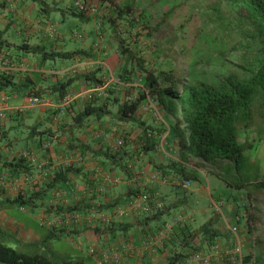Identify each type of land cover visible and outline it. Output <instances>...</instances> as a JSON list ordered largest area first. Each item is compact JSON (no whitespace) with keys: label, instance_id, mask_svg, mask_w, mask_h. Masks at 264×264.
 I'll list each match as a JSON object with an SVG mask.
<instances>
[{"label":"trees","instance_id":"obj_1","mask_svg":"<svg viewBox=\"0 0 264 264\" xmlns=\"http://www.w3.org/2000/svg\"><path fill=\"white\" fill-rule=\"evenodd\" d=\"M32 1L36 2L38 0ZM163 1L165 0H144L140 3H146L148 8L153 9L156 5H161ZM226 1L251 29L250 37H252V40L244 45L242 53V57L245 59L244 62H246L244 70L240 72L243 74L235 73L229 68V65L227 69L225 62H222L220 64L222 67H214L213 71L217 72L216 79L208 82L203 79V76L190 75L188 81L182 84L179 90L176 75L170 66L167 70L158 69L152 64L149 66L146 59L136 50V47L131 48L129 45L133 35H136L137 39L140 36L139 32L132 33L134 28H143L147 36L157 34L160 28L166 24L167 17L173 13L172 7L164 11L161 18L156 19L154 23H149L148 18H145V9L147 8H143L144 6H142L143 10L141 9L134 16L133 13L136 4L139 3L138 1L102 0L103 3L105 2L109 6L112 19L113 17L120 19L119 25L115 21L112 22L113 20H110L111 23L109 24L111 31L116 36L120 59L122 60L117 70L118 76L124 83H128L134 79L133 75L140 71L142 76L139 80L146 90L145 92L168 117L166 124L169 126V132L166 135V141L175 142V153L179 161L170 159L165 165L154 163L151 167L158 170H153V172H159L164 178L171 176L185 181L197 178V175L194 174L196 171L189 167L192 159L197 161L198 167H203L205 171H207L205 164L209 163L213 169H218L217 172L211 171V175L221 180L226 187L243 190L248 198H255L259 194H264V165H260L262 162L264 164V160H256L254 157L257 145L264 139V0ZM70 9L76 10L73 6ZM75 13L76 16L83 14L81 12ZM222 32L225 31L222 30ZM3 33L4 30H0V39ZM166 34L163 33V37H168ZM228 34L231 33L228 31ZM204 38L203 44L210 43L213 40V38L210 40L208 36ZM166 41H168V38ZM19 47L27 52L39 53L44 59L66 58L77 53H84L83 50L47 52L39 45L30 46L25 43L20 44ZM91 76L92 78L96 77L93 72ZM69 81L53 84L47 89L61 94L65 91V85ZM95 81L97 84L103 83L98 77ZM17 86L19 85L12 82L9 75L4 73L0 75V90L12 89ZM25 86H28L29 90L27 95H37L43 98L40 90H34V87L28 84ZM106 91L108 96H105L104 99L111 100L110 94H113L114 91L110 87ZM62 95L64 97L66 93ZM144 98L145 94L143 92L135 100L118 101L117 97H113L115 103H117V109L113 114L116 121L136 122L137 126L142 129V134L136 141L137 146L122 148L120 143L118 149H113L110 145L92 148L88 144L80 143L77 138L70 140L67 146L71 149L79 147L82 149V153L88 151L96 159L99 166L106 167L107 171L118 170L130 179L132 165L127 160L132 158H134V161L135 158L136 160L141 159L142 154L156 150L159 136L165 130L164 125L153 128L152 125H145L144 121L135 116ZM85 100L83 110L74 116L76 122L81 123L87 117L93 115L96 118H101L108 113L111 114L107 108L108 101L104 100L102 104L95 105L94 103L99 100L98 98H86ZM4 119H0V121ZM20 125L22 124L19 117L17 122L10 128L1 130L0 144L5 141L14 144L18 140H26V138L32 137H36L38 146L44 140L52 141L50 139L52 133L48 132V127L37 130L35 124L26 125L25 135L20 136L17 135L22 128ZM11 131H15L17 134L16 136L13 135L10 141L8 136ZM7 159L0 158V172L18 177L22 172L31 169V166L21 158L11 157ZM89 176L90 174L83 171L81 166L75 164L61 171L58 169L52 174L51 181L45 182L44 185L40 184L37 190L29 189V191L16 193L13 198L1 199L0 210L7 205L33 208L36 206V202L40 200L39 205L45 207V211H84L86 208L93 207L97 213H103L106 212L108 207L121 203V200L110 201L106 198V200L99 198L100 196L106 197L107 194L103 193L98 196L94 192V185L91 187L92 192L89 196L82 195L79 204H70L62 208L60 204L52 202L54 198L50 193L52 187H61L68 184L71 179H74V182H83L90 186L93 183ZM77 178L80 181H77ZM179 187L181 188L180 185ZM45 198L47 203L44 204L43 200ZM212 220L210 218L197 229H192L189 225L180 222L173 226V236L168 239L170 244L169 264H176L178 260L188 256L191 251L198 249L194 241L201 233L208 234L206 237L210 239L209 241L218 240V229L209 226ZM41 226H44V224ZM80 226H48V232L42 236L41 240L24 241L17 237L15 233L0 225V264H85L83 258L80 257L54 254L48 250L45 244L47 240L63 237L65 234L70 235ZM112 228L114 227L107 228L106 226L104 228L101 225L93 227V231L101 233L105 229L104 232L108 233Z\"/></svg>","mask_w":264,"mask_h":264},{"label":"crops","instance_id":"obj_2","mask_svg":"<svg viewBox=\"0 0 264 264\" xmlns=\"http://www.w3.org/2000/svg\"><path fill=\"white\" fill-rule=\"evenodd\" d=\"M25 2V5L18 7L19 3ZM32 1V0H31ZM62 0H38L35 3H39L40 12H43L42 16H35L32 18V14L37 8L32 5L28 6V0H16L13 2L12 6L14 10L17 9V13H13L10 16L11 11L6 10V0H0V30L6 31L8 27L13 29L12 37L10 39L3 38L2 34L0 39V51L3 52L8 58L12 60L21 61L24 63L22 70L4 73L0 66V75L2 73L10 76L12 82L18 84L19 86L15 88L1 89L0 93H4L8 96L6 104H0V107H4L5 119L4 126L8 129L17 122V119L21 118L20 126L26 128V125H37V130L44 129L48 127V132L52 135L50 139L52 140L53 150L52 154L64 153L65 151L70 152H82L79 147L69 148L68 142L72 139H78L82 144H88L92 148H98L100 146L105 147L106 145H116L122 144V148H132V146H137V140L142 134V129L136 126V122H119L113 117L117 109V103L113 97H117L118 101L128 100L131 94V90H140L142 87L140 82H128L124 84H116L114 82H106L105 74L110 66L113 71L117 73L122 60L120 59L119 47L117 44L116 36L111 31L109 25L104 22H98L95 15L82 14L76 16L75 11L71 10L72 2L70 1L66 6L60 4ZM83 1V0H82ZM118 2H124L125 0H117ZM34 2V1H33ZM101 4L102 0L99 1ZM4 8V10H3ZM8 8V7H7ZM22 12V13H20ZM110 12V10H109ZM28 13V14H27ZM54 13L59 14L57 17L58 21L64 22L68 20L70 16L77 17L80 21H85L88 19H93L94 24L90 29L82 34L81 32V47H70L66 48L65 45V27L58 26L55 28L53 35L49 36L47 34V25L51 22L54 23L55 16ZM27 14V15H26ZM22 15V16H21ZM112 15V14H110ZM109 15V16H110ZM8 16L10 18H8ZM26 16V18H25ZM4 17V18H3ZM40 18V19H39ZM11 21V23H9ZM56 22V21H55ZM101 32V33H100ZM90 33H94L96 38ZM35 39V43L30 41V38ZM94 38L93 40H91ZM15 39V40H14ZM25 43L30 46L39 45L44 51H56V52H72L74 50H83L84 53L74 54L72 57L66 58H54V59H44L39 53L27 52L19 47L20 44ZM68 61V62H67ZM76 67V72L72 73L70 67ZM69 68V69H68ZM108 71V72H107ZM92 72L96 77L100 78L105 86L110 87L114 93L110 94L112 99H99L94 103L95 105L102 104V102H107V108L110 110L111 114L104 115L101 118H96L93 116L87 117L83 122L78 123L74 120V116L83 110V106L86 103L85 93L91 91L96 86H100L99 83H95V78H92ZM111 73V72H110ZM135 73V72H134ZM133 73V74H134ZM132 74V75H133ZM66 89L63 93L51 92L47 88L53 84L67 82ZM26 84L34 87V90H40L43 96V104L36 105L30 108H25L24 110L18 109L22 104L24 97L28 94V86ZM76 87L78 89H76ZM75 88V89H73ZM66 95L62 97V94ZM108 96V95H107ZM70 97V101L64 102V98ZM142 103V102H141ZM141 103L138 110L140 109ZM37 112H32L34 107H38ZM136 111V117L137 112ZM150 116L149 114H147ZM31 119V124H26V121ZM3 122L0 121V124ZM30 122V121H29ZM152 125L153 128L160 127L156 122L149 119L145 125ZM2 126V125H1ZM0 126V127H1ZM27 130V129H26ZM28 132V130H27ZM128 133V134H127ZM130 133V134H129ZM11 132L9 133L10 136ZM2 135V134H1ZM0 135V136H1ZM8 136V137H9ZM10 141L12 137H9ZM24 138V137H22ZM3 145L5 147H3ZM36 142V137L26 138L19 142L15 147L13 144H7V141L0 144V158H10L17 151L28 149L33 150L36 154L41 155L40 146ZM165 146L167 150L176 151L175 142L166 141ZM157 149L150 151L149 153L142 154L141 159L134 161V158L128 159L129 164L133 165V172L131 178H126L120 171L111 170L110 173L118 174L122 179L113 185H107L104 193L107 194L106 197L100 196L99 198L103 200L119 201L124 203L126 198L130 195H134L138 192H157L160 194L166 203L164 210L158 212L155 216H142L141 218H135L128 214L122 219H117L114 215L109 216V222L105 219L99 221V225H103L104 228L107 226L114 227L108 233L104 232L95 233L93 227H78L76 231L70 235H64V241L70 246V251L63 255H71L73 257L83 258L85 264H99L97 259L90 254L89 246L92 243H97L101 246L103 250L110 253H115L118 255L119 261L113 264H169V240L164 242V246H157L153 244L152 246L144 245L142 243L144 235L149 231L154 230L163 221H168L175 219V224H187L192 229H197L212 218V223L210 227H216L218 229V240L222 244H229L232 240L229 232L220 233V228L217 226L218 221L214 220L215 214L210 205L212 200V194L209 190L204 192L201 187L203 181H207V177L203 175L200 169L189 167L196 171L194 174L197 178L193 181H197L200 184V188L192 190H184L182 187L173 186L169 182H163L160 180H152L148 176L153 170H158L157 168H152L151 165L155 164H167V159L178 160L176 154L170 153L169 158L167 156L160 155ZM85 161L80 164L81 169L89 174L93 167H99L102 172H108L107 168L104 166H99L96 159H94L88 151L83 152ZM44 156V155H43ZM151 158V159H150ZM150 159V160H149ZM179 161V160H178ZM181 163V161H180ZM1 165V163H0ZM101 165V164H100ZM188 168V167H187ZM195 168V169H194ZM103 179V178H102ZM74 180V179H72ZM77 181L80 179L77 178ZM101 183V182H100ZM67 185V184H66ZM80 186H84V183H80ZM224 185V184H223ZM21 190L29 191L26 184H23ZM207 189V188H206ZM5 190V191H4ZM11 189L0 187V198L4 200L5 198H13L16 193L9 192ZM184 190L185 193H181ZM21 191V192H23ZM200 192L206 199L209 200V207L203 204L197 196L195 199L189 198L187 195L193 192ZM32 192V191H30ZM27 193V192H26ZM188 197V198H187ZM106 198V199H105ZM228 200V199H227ZM236 203V201H234ZM78 202H76L77 204ZM205 203V202H204ZM79 204V203H78ZM208 205V204H207ZM228 209V201L226 203ZM16 207L22 211H25L26 215L31 218L28 225L21 222H17L14 218L9 216L5 210L9 207ZM42 208V207H41ZM112 207H108V212ZM32 209V208H29ZM29 209L18 207L17 205H7L5 208L0 210V225L10 232H13L24 241H39L42 239L41 234L38 233L36 226L33 225L37 221V216H29ZM106 209V210H107ZM211 209V210H210ZM40 211V210H39ZM37 211V212H39ZM23 213V212H22ZM228 213V211H227ZM238 220L239 226L241 222H245V227L243 226L241 235L243 238L242 254L244 256L245 264H264V216L260 222L253 223L249 220V217L242 215L237 208L236 212H230ZM103 221V222H101ZM200 221V222H199ZM5 223L11 224L10 226L5 225ZM37 223V222H36ZM123 225H120V224ZM96 224V223H95ZM244 224V223H243ZM40 225V224H39ZM102 226V227H103ZM12 227V228H11ZM43 227L48 229V226ZM95 227V226H94ZM241 227V226H240ZM245 228V229H244ZM240 229V230H241ZM208 234L201 233L195 239V244L200 250L208 252L209 240L206 236ZM173 236V235H171ZM127 245H132L131 248L126 247ZM183 253V252H182ZM189 255V254H188ZM112 264V263H107ZM176 264H201L198 261L189 259L188 256L183 257L178 260ZM212 264H230L226 261L216 260Z\"/></svg>","mask_w":264,"mask_h":264},{"label":"rangeland","instance_id":"obj_3","mask_svg":"<svg viewBox=\"0 0 264 264\" xmlns=\"http://www.w3.org/2000/svg\"><path fill=\"white\" fill-rule=\"evenodd\" d=\"M14 1L16 0H6L7 3L6 6L8 8L6 7L5 10L3 8L4 13L6 10H11V8L12 9L15 8V4L14 7L12 6ZM70 1L73 0H62L60 4L64 5L65 7L66 4H68ZM86 1L89 3L90 6H93L97 9V11L94 14H90L100 18L97 19V24L98 22L102 21L106 25H109L111 23L110 20H113L112 22L115 21V23L119 25L120 19L116 17H113L112 19L109 13V6L107 5V3L101 4L99 2L100 0H86ZM134 1L139 2L138 4H136L135 12L133 13L134 16H136L141 11L142 6H144L143 8L145 7L147 8L145 9L146 10L145 18H148L149 23H154L156 19L161 18L163 12L170 9V7H172V10H174L173 13L167 17V22H165L166 24L163 25L160 28L159 32H157V34H155L154 36L145 35L146 33L141 27L134 28L132 30V33L139 32L140 36L137 39L136 35H133V37H131V41H129L130 42L129 45L131 46V48L136 47V50L139 51V54L146 59L149 66L150 64H152L155 65L158 69H163V70H167L168 67L170 66L174 70L173 72L176 75L177 88L179 90L181 85L188 81L190 75L203 76V79H205L208 82H211L213 79H216L217 72L213 71L214 67L216 66H218V68L222 67V65L220 66L222 62H225L227 69L229 65V68L232 69V71H234L235 73H239L241 75L243 74L240 72L244 70V66L246 65V62H244L245 59L242 57L243 55L242 53L244 50L243 49L244 45H246L248 42L252 40V37H250L251 29L250 26L244 21V19L238 15L237 11L228 5L226 0H165L161 3V5H156L153 9L148 8L146 3L143 4L144 0H134ZM141 1L143 2L140 3ZM27 4L28 6L32 5L33 7L37 8L36 11L31 13L32 18L37 15L38 16L43 15V12H40L39 10V7L41 6L39 3H35L31 0H28ZM23 5H25L24 1L22 3H19L18 7H21ZM17 9L18 8H16V10L13 9L11 11L10 13L11 17L13 16L12 15L13 13H17ZM53 15L55 16L54 18L55 28H57L56 27L57 25L58 26L67 25L65 27V32H64L66 35L64 41L66 48L81 47L82 46L81 39L74 37L73 33L81 32L83 34L86 31V29H90L92 27V25L94 24L93 19L80 21L77 17L70 16L67 18L68 20L61 22L57 20V17L58 18L60 17L59 14L54 13ZM2 16H4V14H2ZM2 16H0V18ZM8 18L10 17L8 16ZM9 23H11V21ZM50 24L53 23L51 22ZM222 30H224L225 32H222ZM12 31L13 29L11 27H8L7 30L4 31L5 34L3 33L4 34L3 38L10 39V37L13 36ZM228 31L231 34H228ZM163 33H167L166 35L168 37H163ZM90 35H93L96 38V35L94 33H90ZM207 36L210 37V40L211 38H213V40H211L210 43L203 44L202 43L203 39H205L204 37ZM167 38L168 41H166ZM93 39L94 38H92L91 40ZM30 41L32 43H35V39L33 37L30 38ZM109 68L110 69L108 71H110L114 76H118V74L113 71L111 66ZM141 76L142 74L140 71L136 72L133 75L134 79H132L130 82H135V83L140 82L139 78ZM76 89L78 88L76 87ZM106 90L107 87H105V92H107ZM144 91L146 90L144 89L143 86L141 87L140 90L139 89L136 91L131 90L129 92L131 94L129 99L131 100L132 98V100H134L138 98V96H140ZM39 107L42 106L34 107V109H32L31 111L37 112ZM161 113L163 114L165 123H167L166 121H168V117L163 113V111H161ZM147 114H149L150 116H148ZM137 116L138 119L144 121L145 123H147L149 119H152V121L154 122L161 123L160 120L155 121L152 114L142 111L141 108L138 110ZM28 120L30 122L26 121L25 123L31 124V119ZM0 126H1L0 135H1V130L6 128L4 126V120L0 124ZM158 126H160V124H158ZM24 130L25 128L22 127L18 131V134L15 133V131H11L9 137H13V135L16 136V134L20 136H22V134L25 135ZM166 134L167 131L163 132L161 135H164L165 138ZM14 141L15 140L13 139V142ZM19 142H22V140L21 141L18 140L13 145L16 147ZM3 147L5 146L3 145ZM158 151H160L158 152L160 155L163 154V156H167V158H169L170 153H172L173 155L176 154L175 151L167 150L165 144L163 150L158 149ZM11 157H15V156H11ZM254 157L256 160H264V139H262L257 145V149L255 151ZM170 159H167L166 162H169ZM190 163H191L190 166L193 165V167L195 168H200L201 172L203 173L201 177L203 175L207 177L208 183L206 181H203V185H201V187L204 189V192L206 193V191L209 190L215 197H220L225 201L222 207V213H223V219L228 224L234 222L235 216L232 215L230 212L233 211V209L234 212H236L237 208L239 209V212L242 215H244V217L250 216L249 220L252 221L255 220V223H257V221L258 222L261 221L262 216H264V194H259L255 198H248L246 196L245 191L227 188L225 185H223V183L219 179H216L213 175H211L210 173L211 171L217 172L218 169L216 168L213 169L209 163L205 164L206 165L205 169L207 171H205L203 167H198L197 161H194L193 159L190 161ZM260 165L263 166L264 165L263 162L260 163ZM133 170L134 169L132 165V172ZM148 170L150 172L152 171L150 169ZM193 179L194 178H191L190 180ZM199 183L197 181H193V185L190 187L189 190L192 189L195 190L200 188ZM22 185L23 184H16V186L8 187L9 189H11L9 192H11L12 194L17 193V190H20V186ZM26 185L28 189L31 188V186H34L33 184H26ZM184 190H181V193H185ZM187 196L191 199H195V196H197L201 201L205 202V203L203 202V204H206V206L209 207V203H208L209 200L206 199L205 196L200 194V192L195 191L193 193H189ZM227 201H228V209L226 205ZM234 201H236V203ZM39 202L40 200L36 202V206L33 207L32 209L26 208V210L29 209L30 212L29 216L30 214L32 216L35 215L37 216V214H39L41 211H45L44 210L45 207L39 205ZM43 202L44 204L47 203V199L45 198ZM5 212L9 216L14 218L17 222H21L25 225H28L30 223L29 221H31L30 220L31 218H29L26 215L25 211L21 210L20 212V209L19 208L17 209L15 206L7 208ZM103 214H104L103 216H105L106 213L103 212ZM44 215L46 217L52 216L53 212L45 211ZM100 220L102 219L97 216V219L94 220V224L96 223V226H100L99 225ZM214 220L219 222L217 226L220 228L219 229L220 233L226 232V228L224 227V222L222 221V218L219 217L217 214H215ZM7 224L8 223H5V225ZM39 224L42 225L40 219H38L37 216V221H35L33 225L36 226L39 234L45 235L48 232V229ZM10 225L11 224H8V226ZM240 226H241L240 228H243V226L245 227L246 226L245 222L242 221ZM45 244L48 250L52 251L54 254L63 255L71 250L70 246L67 243H65L64 238L61 236L59 238L47 240Z\"/></svg>","mask_w":264,"mask_h":264},{"label":"built area","instance_id":"obj_4","mask_svg":"<svg viewBox=\"0 0 264 264\" xmlns=\"http://www.w3.org/2000/svg\"><path fill=\"white\" fill-rule=\"evenodd\" d=\"M73 6L82 13L92 12L95 13L97 9L90 6L87 2L75 0ZM55 32V26L53 24L47 25V34L49 36L53 35ZM74 37H80L78 33L73 34ZM0 66L4 73H10L22 70L24 63L21 61L12 60L5 56L3 52L0 51ZM72 73L76 72V67L70 68ZM106 82H114L116 84H124L119 76H114L112 73L105 74ZM91 91H87L84 95L86 98H99L103 99L106 96L105 92V82L99 84ZM8 96L4 93H0V104L3 106L6 104ZM70 97L64 98V102L70 101ZM43 98L37 95H27L24 97L22 104L18 109L30 108L36 105L43 104ZM142 110L152 114L155 121L160 120L162 125L166 127V124L162 118V114L158 107L154 104L149 95L146 94L145 102L142 104ZM5 118L4 107H0V119ZM166 129H168L166 127ZM164 135L159 137L157 149L163 150ZM113 149H118L119 144L113 145ZM53 145L52 141L44 140L40 145L41 155L36 154L33 150L23 149L17 151L13 156L23 159V161L31 166L26 172H22L18 177H12L7 173L0 172V187L6 189L10 186H16V184H33L29 189L37 190L40 184L44 185L45 182H49L52 179V174L58 169L64 170L68 166L80 165L85 161V157L82 152H70L65 151L64 153L52 154ZM44 155V156H43ZM129 167H131L129 165ZM90 174V180L92 185L84 184L80 186L78 182H74L72 179L66 185L55 186L51 188V195L54 197L52 202L60 204V206L66 207L70 204H75L79 202L82 195L89 196L92 192V186L94 185V192L99 196L102 195L107 187V185L113 186L117 184L121 177L118 174L110 172H102L99 167H93ZM152 180L160 179L163 181H168V178L161 177L159 172H152L148 176ZM103 178V179H102ZM101 182V183H100ZM175 183V180H172ZM181 186L188 188L190 186L189 181L181 183ZM23 190H17L21 192ZM221 202L214 203L215 211L221 213L220 210ZM165 207L164 201L161 199L157 192H138L134 195L128 196L124 203H118L112 206L110 211L106 210L105 216L102 212H96L93 207L84 209V211L79 210H69L64 212L52 211L53 215L46 217L44 215L45 211H41L37 214L40 222L46 226H74L82 225L85 227H96L94 220L97 216L101 219H105L109 222V216L114 215L117 219H121L128 214L135 218H140L142 216H147L153 214L154 212L161 210ZM23 208V207H22ZM175 219L169 221H163L154 230L149 231L143 237L142 243L144 245L152 246L153 244L157 246H163L164 242L167 241L173 232V225ZM103 222V221H102ZM224 227L230 233L232 240L229 244H222L219 240H212L209 242L208 252L200 249L193 250L189 253L188 258L198 261L201 264H212L213 261L220 260L226 261L230 264H245L244 256L242 254L243 238L241 236V231L236 224H230L225 221ZM103 226V225H102ZM132 245H127L126 247L131 248ZM90 254H92L99 264L116 263L119 261L118 255L115 253L107 252L103 250L101 246L97 243H92L89 246Z\"/></svg>","mask_w":264,"mask_h":264},{"label":"clouds","instance_id":"obj_5","mask_svg":"<svg viewBox=\"0 0 264 264\" xmlns=\"http://www.w3.org/2000/svg\"><path fill=\"white\" fill-rule=\"evenodd\" d=\"M75 0H73V2H74ZM84 2H87L86 0H83ZM73 2H72V6H73ZM88 3V2H87ZM89 4V3H88ZM74 7V6H73ZM75 8V7H74ZM76 11L77 12H79L77 9H76ZM82 13V12H81ZM83 14H94V13H92V12H86V13H83ZM74 33H78L79 35H80V37H81V34L79 33V32H74ZM73 33V34H74ZM80 37H76V38H80ZM140 81V80H139ZM100 84V83H99ZM102 84V83H101ZM144 94H145V98H146V92L144 91L143 92ZM148 95V94H147ZM150 97V96H149ZM105 98V97H104ZM145 98L143 99V101H142V103H141V106H140V108L142 109V104L145 102ZM151 98V97H150ZM99 99V98H98ZM131 100H132V98H131ZM135 100V99H134ZM153 101V100H152ZM154 102V101H153ZM154 104L156 105V103L154 102ZM157 106V105H156ZM158 107V106H157ZM158 109L160 110V112L162 111L159 107H158ZM143 111V110H142ZM162 114V113H161ZM162 118H163V114H162ZM163 120H164V118H163ZM165 122V121H164ZM157 123V122H156ZM157 124H160V123H157ZM166 124V123H165ZM160 125H162V124H160ZM166 127L169 129V127H168V125L166 124ZM166 127L164 126V128H165V130H164V132L165 131H167V133H168V129H166ZM163 133V132H162ZM167 135V134H166ZM161 136V135H160ZM159 136V137H160ZM164 139H166V136H165V138ZM158 141H159V139H158ZM165 144V142L163 143V145ZM157 149V148H156ZM158 150V149H157ZM192 167H193V165H192ZM150 173H152V172H150ZM149 173V174H150ZM148 174V175H149ZM162 177V176H161ZM164 178V177H163ZM165 178H168V181H163V182H169L171 185H173V186H181V183H183V182H185V181H189L190 182V186L188 187V188H184V187H182L183 189H187V190H189L190 189V187L193 185V180H190V179H188V180H185V181H181L180 179H178V178H174V177H171V176H167V177H165ZM161 179V178H160ZM160 179H157V180H160ZM172 180H175V181H177V182H175V183H173L172 182ZM221 181V180H220ZM222 182V181H221ZM208 183V182H207ZM223 183V182H222ZM224 184V183H223ZM228 188V187H227ZM144 193V192H143ZM212 194V193H211ZM159 196L161 197V199L164 201V204H165V207H166V203H165V200H164V198L159 194ZM218 202H221V206H220V210H221V213H218V212H216L215 211V207H214V203H218ZM224 203H225V201L223 200V199H221L220 197H215L213 194H212V200H211V202H210V205H211V207H212V209H213V212L215 213V214H217L219 217H221L222 218V221L223 222H225V220L223 219V213H222V207H223V205H224ZM165 207L163 208V209H161V210H158V211H156V212H154L153 214H150V215H147V216H153L154 214H157L158 212H160V211H162V210H164L165 209ZM145 217V216H144ZM141 218V217H140ZM166 221V220H165ZM169 221V220H168ZM230 224H236L238 227H239V229H241L240 228V226H239V223H238V220L235 218V220H234V222L233 223H230ZM230 224H228V225H230ZM225 225V224H224ZM174 226V225H173ZM226 231L228 232V230L226 229ZM241 231V230H240Z\"/></svg>","mask_w":264,"mask_h":264}]
</instances>
